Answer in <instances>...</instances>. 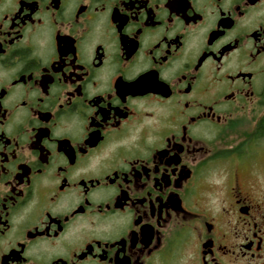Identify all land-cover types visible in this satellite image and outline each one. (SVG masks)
<instances>
[{"label": "flooded vegetation", "instance_id": "flooded-vegetation-1", "mask_svg": "<svg viewBox=\"0 0 264 264\" xmlns=\"http://www.w3.org/2000/svg\"><path fill=\"white\" fill-rule=\"evenodd\" d=\"M0 264H264V0H0Z\"/></svg>", "mask_w": 264, "mask_h": 264}]
</instances>
